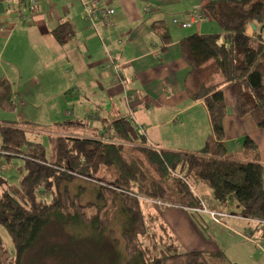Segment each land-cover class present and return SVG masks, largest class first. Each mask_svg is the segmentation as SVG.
Wrapping results in <instances>:
<instances>
[{"label":"trees","instance_id":"1","mask_svg":"<svg viewBox=\"0 0 264 264\" xmlns=\"http://www.w3.org/2000/svg\"><path fill=\"white\" fill-rule=\"evenodd\" d=\"M208 14L221 25V34L191 35L179 44L189 67L186 94L205 102L211 120L212 133L199 151L153 149L124 118L107 124L96 138L50 134L48 153L18 125L0 124V225L13 242L14 264H171L144 257L137 238L145 232L138 199L182 209L205 237L204 216L190 211L199 201L188 183L173 174L185 161L187 176L207 185L215 202L233 201L240 217L264 222L257 147L245 138L248 159L227 157L222 119L229 113L220 91L231 85L236 115L250 116L264 132V45L251 44L261 35L249 27H264V0H209ZM52 35L64 44L72 32L65 23ZM161 41L169 43L166 32ZM11 87L0 80V108L13 105ZM103 136L119 144L104 143ZM12 163L24 169L17 185L1 174ZM82 199L85 205L78 203ZM52 229H60L64 239H54ZM205 255L224 259L221 252L192 251L176 254L174 264H210Z\"/></svg>","mask_w":264,"mask_h":264},{"label":"crops","instance_id":"2","mask_svg":"<svg viewBox=\"0 0 264 264\" xmlns=\"http://www.w3.org/2000/svg\"><path fill=\"white\" fill-rule=\"evenodd\" d=\"M106 3L114 10L115 18L111 24L93 30L82 20L79 0H37L34 14L26 12L24 3L19 7L15 2L0 0V80L11 84L16 100H28L19 107L29 114L30 108L42 100L49 115L61 112V106L69 108L66 115L71 119L50 120L43 126L54 129L48 134L70 137L96 138L92 134L99 136L107 124L131 118L145 126L147 145L160 150L180 151L179 136L186 144L182 149H188L199 138L200 126L206 128V136L212 133L205 102L191 101L186 94L189 67L182 59L179 45L191 35L219 31L221 34V25L214 19L209 16L206 21L197 19L202 12L208 13L209 0H106ZM21 15H28L29 21H21ZM65 23L72 37L59 44L52 31ZM185 23H190V28H182ZM255 26L256 30L261 27ZM263 29L261 41L251 40L252 45H264ZM165 32L169 37L167 44L161 41ZM109 60L115 62L117 70L109 65ZM221 92L226 108H230L222 119L224 135L228 121L237 125V136H231H236V140L245 136L253 141L259 159L264 161V132L257 129L250 116L236 115L231 85H224ZM52 101L53 105L49 103ZM223 142L225 145L227 140ZM242 155L237 160L246 161L244 148ZM227 157L236 159L228 151ZM193 184L197 186V191L193 190L197 196L212 201L211 190L202 188V183L193 181ZM139 208L145 228L142 238L149 236L154 245L158 239L166 241L165 256L192 251L210 253L213 249L223 254L226 264H264V247L258 243L264 241V222L234 216L237 209L229 211L233 217L227 223L217 224L229 231L221 237L223 242L217 243L215 235L212 240L202 239L192 222L177 209H160L144 202L139 203ZM215 210L223 211L218 207ZM170 217L175 222H170ZM203 222L214 234L211 221L207 222L204 216ZM177 238L190 248L182 251ZM226 240L229 243L225 244ZM143 243L142 240L144 253L150 255V248L145 249ZM242 245H246L249 253L258 249L263 257L251 254L241 258L242 250L238 249ZM226 247H234L238 253L231 250L234 257H225Z\"/></svg>","mask_w":264,"mask_h":264},{"label":"rangeland","instance_id":"3","mask_svg":"<svg viewBox=\"0 0 264 264\" xmlns=\"http://www.w3.org/2000/svg\"><path fill=\"white\" fill-rule=\"evenodd\" d=\"M26 12L28 14H31L30 10H26ZM82 14H83V12H82ZM173 21L176 22V20H173ZM218 33H220V31ZM262 36L264 38V30H263ZM224 99L225 100L227 99V93L224 94ZM12 101H13V105L11 107H9V108L5 107V108L0 109V124H2V123L3 124L14 123V124H16V126L18 125V127L21 130H23L25 134L28 135L30 140L39 141L40 143H42L46 149V153H48L47 151L50 150L51 146L49 145V140H48V138H46V136H49L50 134H48V132L54 131V129L50 128L49 126H43V125L50 120L51 121L60 120L61 122H63V121H67V120L71 119V118H68L66 115V113H70V109L61 106V112L59 111L57 114L55 112H52V115H49L47 112H45V102L40 100V101H37V104H35L36 106L34 108H30L29 114H26L23 111V108H20L19 106L26 104L28 100H26L24 98H21V99L17 98V100H16L14 98V95H13ZM49 103L53 105V101L49 102ZM226 109H227V111H229L230 108L227 107ZM136 127L142 133L145 132V126L144 125L137 123ZM204 129H205V131H207L206 128L200 126V129H199L200 131L198 132L199 138L195 139L188 149H182L183 147H186L185 146L186 144H185L184 140L180 139V136H179V139H177V142L179 144L180 151H184V152H186V151H189V152L199 151L203 147L208 136L211 135V132H210L206 136V132L204 133ZM237 129H238L237 125L235 126V125H233V123L228 121V124L225 128L226 134L224 135V140L225 141L227 140L225 145H226L229 156H234L236 159H241V157L243 156L242 155L243 154V148H244L243 142H244L245 136L236 140L234 137L237 136V134H236ZM185 133H186V131L184 132V134ZM54 135H56V134L51 133L50 136H54ZM231 135H236V136H231ZM92 136L96 137L97 134H92ZM205 136H206V138H205ZM77 138H81V137L78 136ZM202 142H203V144H202ZM124 147H132V146H131V144H124ZM124 150H126V149H124ZM174 151H179V150H174ZM262 158L264 159V152H262ZM16 165L17 164H14V163H12L11 165H6V164L4 165V168H3L4 171L2 172V176L7 180L8 184L17 185L19 182V178L24 174V169L22 168L21 170H19L16 168ZM186 165H187L186 161L182 162L177 167L175 172H173V174L176 173V174H174V177L179 176V178L184 179L188 183V185L190 186V189H192V190L195 189L197 191V186L193 184L192 179L189 178L185 172ZM260 169H261V178L263 180L262 186L264 188V161L262 159H260ZM181 171H182V173H181ZM100 173H102V170H100ZM74 185H75V188L77 189V191L80 190L81 193H83V187H79L75 183H74ZM200 186L206 190H210V188L205 184L200 185ZM198 192H199V189H198ZM198 200H199V204H200L199 207H200V209H202L199 211L203 212V214H201L200 212H194V214L200 213V215H204L205 220L207 222L211 221L210 224L213 225V230L215 231L214 234H211L210 232H211L212 228L210 227V229H206V236L205 237H203L200 234V232H198V233L200 234L202 239L204 238L206 240H210L211 238L214 239L213 235H215L217 243H222L223 241H222L221 237L224 236L225 234H229V231L227 229L226 230L223 229V226H221V227L217 226V224H222L223 222H225L228 218H230L232 216V214L229 211H233L234 209H237L235 206V203L233 201H229L226 204L221 205L219 203L213 202V199L211 201V200H208L206 198L203 199L199 196H198ZM78 203L85 205L83 199L81 202H78ZM78 203H77V205H78ZM145 203L147 205H153V206L160 208V209H173L174 208L168 204H163L162 202L157 201V200H154V201L149 200V202H145ZM199 207H197V208H199ZM217 207L223 211L215 210V209H217ZM194 208H196V207H194ZM174 209L176 210V208H174ZM177 210L180 211L181 214H184L188 218L187 214H185V212L182 209L178 208ZM206 211L215 212L217 214L222 213V214H224L226 219H224L223 222L221 223L219 217L217 216L216 217L217 219L214 222L212 219H210V217L208 216ZM233 215L234 216H240L239 214H235V213ZM251 220L258 221V220H254V219H251ZM169 221L175 222V218L170 217ZM212 222L215 223L216 225L213 224ZM227 222L228 221H226V223ZM246 225H247V223L245 222L244 226H246ZM262 225H264V223ZM206 228H207V225H206ZM52 230L53 231H52L51 236L54 239H56V240H63L64 239L63 237H65V234L60 229H55V230L52 229ZM242 230L243 229H240L241 232H242ZM208 233H209V235H208ZM114 235L117 238H119V234L117 232H115ZM137 238L139 239V241L141 240V243L143 240V242H144L143 246L145 247V249L150 248L149 249L150 255L144 253L145 255H147V256L144 255L145 258L147 257V259L156 260L153 258H156L157 255H159L157 257L158 260L162 261L163 263L167 262V263H171V264L172 263L174 264V262L177 260V257L175 256V254H173L171 256H165L164 255L168 251L166 249V241H161L158 239V241L154 245L152 242V239H150L149 236H148V238H142V235H138ZM149 239L151 242L150 246L148 243ZM176 240L179 242V244H181L182 251H184L187 248H190L189 246L184 245L178 238ZM226 242L229 243V240H226L224 243L226 244ZM258 243L264 247V241H259ZM251 246L254 247L253 245H251ZM195 247L201 248V246H195ZM226 248H228V250H226V252L223 251L225 254V257H232L233 258L234 256H233L231 250H234V247H226ZM240 249L242 250V255H240L241 258H243V256L249 257L251 254L255 255L256 257H260V256L263 257V255H261L262 253H260V251H258V249H253V251L255 253H249L246 245H242L241 247L239 246L238 250H240ZM263 250H264V248H263ZM218 252H220V251L215 252L212 249V252H210L208 254H214V253L217 254ZM155 253H156V255L152 257L151 255H153ZM235 253H238V252L235 251ZM14 257H15V248H14L13 242H12L11 238L9 237L7 231L0 225V264H14ZM205 258L207 261H209L210 264H226V262L224 261L223 258L212 259V258H209L207 255H205ZM46 264H48V263H46Z\"/></svg>","mask_w":264,"mask_h":264},{"label":"built area","instance_id":"4","mask_svg":"<svg viewBox=\"0 0 264 264\" xmlns=\"http://www.w3.org/2000/svg\"><path fill=\"white\" fill-rule=\"evenodd\" d=\"M9 3H21L22 0H6ZM26 6L34 14L37 11V0H23ZM83 8L82 19L89 25L93 30H96L97 26L111 24L113 10L107 5L106 0H80L79 1ZM198 21H203L200 17H197ZM21 21H29L27 16L21 15ZM175 23V21H173ZM141 132V131H140ZM142 133V132H141ZM199 208H191L192 212H200ZM203 214V212H200ZM199 213V214H200ZM210 219L216 221L217 213L206 211ZM229 217V216H228Z\"/></svg>","mask_w":264,"mask_h":264},{"label":"bare ground","instance_id":"5","mask_svg":"<svg viewBox=\"0 0 264 264\" xmlns=\"http://www.w3.org/2000/svg\"><path fill=\"white\" fill-rule=\"evenodd\" d=\"M80 1V0H79ZM112 9V8H111ZM113 10V9H112ZM207 16H209V14L207 13V14H204L203 12L198 16V17H200L203 21H206V19H207ZM210 17V16H209ZM114 18H115V13H114V10H113V15H112V20H114ZM83 20V19H82ZM111 20V21H112ZM83 22L85 23V24H87L84 20H83ZM254 27H255V30H254V32H257V34L259 33H261V29H262V27L263 26H261L258 30H256V24H253V23H251ZM250 24V25H251ZM60 25H62V24H60ZM59 25V26H60ZM182 25V28H190V26H191V24L190 23H185V24H181ZM250 25H249V27H250ZM252 30V29H251ZM264 30V29H263ZM253 31V30H252ZM211 34H218V33H211ZM109 65L111 66V67H113L114 69H116L117 70V65L115 64V62L114 61H112V60H109ZM220 91H221V89H220ZM125 119V118H124ZM126 120L127 121H130V123L134 126V128H135V130H136V132L140 135V136H144L145 138H146V136H145V133L146 132H144V133H141L140 132V130L136 127V122L134 121V120H132L131 118H126ZM102 133H103V131H102ZM101 133V134H102ZM101 134H99V135H101ZM102 136V135H101ZM82 138V137H81ZM87 139V138H86ZM102 141L104 142V143H109V144H119V142H116V141H114V140H112V139H109V138H107V137H105V136H103L102 138ZM147 143V142H146ZM120 144H122V145H124V144H131V143H120ZM147 145V144H146ZM131 146H134L133 144H131ZM147 146H149V147H151V148H153V149H157V147H155V146H151V145H147ZM3 172V171H2ZM2 172H1V174H2ZM174 174H176V173H174ZM179 177V176H178ZM191 193L194 195V197L195 198H197V200H198V196L193 192V190L191 189ZM199 201V200H198ZM140 202H149V200H147V199H141V198H139L138 199V204L140 203ZM218 215V217H219V219H220V221H221V223L223 222V220L224 219H226L225 218V216H224V214H222V213H218L217 214ZM244 233H245V231H244ZM143 235V234H142ZM243 236H245V237H247L246 236V234H243ZM249 238V237H248ZM150 260V259H149ZM156 260H158V259H156ZM153 261V260H152Z\"/></svg>","mask_w":264,"mask_h":264},{"label":"water","instance_id":"6","mask_svg":"<svg viewBox=\"0 0 264 264\" xmlns=\"http://www.w3.org/2000/svg\"><path fill=\"white\" fill-rule=\"evenodd\" d=\"M250 28L254 31L255 30V27L251 24L250 25Z\"/></svg>","mask_w":264,"mask_h":264},{"label":"clouds","instance_id":"7","mask_svg":"<svg viewBox=\"0 0 264 264\" xmlns=\"http://www.w3.org/2000/svg\"><path fill=\"white\" fill-rule=\"evenodd\" d=\"M25 22V21H24Z\"/></svg>","mask_w":264,"mask_h":264}]
</instances>
